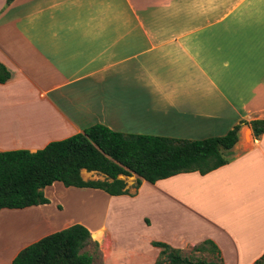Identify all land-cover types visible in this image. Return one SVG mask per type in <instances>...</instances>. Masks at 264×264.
<instances>
[{
	"label": "crops",
	"instance_id": "obj_1",
	"mask_svg": "<svg viewBox=\"0 0 264 264\" xmlns=\"http://www.w3.org/2000/svg\"><path fill=\"white\" fill-rule=\"evenodd\" d=\"M0 63L11 73L0 152H36L97 124L187 141L239 126L227 164L205 175L120 176V196L55 182L48 204L0 210V264L76 224L90 232L92 264H154V243L206 240L224 264L263 255L264 134L249 123L264 119V0H0Z\"/></svg>",
	"mask_w": 264,
	"mask_h": 264
},
{
	"label": "trees",
	"instance_id": "obj_2",
	"mask_svg": "<svg viewBox=\"0 0 264 264\" xmlns=\"http://www.w3.org/2000/svg\"><path fill=\"white\" fill-rule=\"evenodd\" d=\"M11 78L0 63V84ZM255 138L264 134V119L249 123ZM239 126L222 137L197 141L157 136L127 135L93 125L69 138L48 143L36 152H0V210L48 204L43 189L55 182L65 187L100 189L111 196L127 194L120 176L136 175L148 183L189 172L205 175L227 164L225 153L237 141ZM96 172L103 180L84 181L81 171ZM138 180L136 187L139 185ZM91 235L82 225L50 234L22 249L11 264H92L84 248ZM154 264H224L216 245L206 240L193 248L209 250L219 261L191 259L164 243ZM95 247L97 245L95 244ZM254 264H264V253Z\"/></svg>",
	"mask_w": 264,
	"mask_h": 264
},
{
	"label": "rangeland",
	"instance_id": "obj_3",
	"mask_svg": "<svg viewBox=\"0 0 264 264\" xmlns=\"http://www.w3.org/2000/svg\"><path fill=\"white\" fill-rule=\"evenodd\" d=\"M94 248H90L89 250H91V252H93ZM95 253V252H94ZM183 254L184 256H188L191 259H201V260H205L207 261H219L218 258L216 257L215 254H213L212 252H210L209 250H203V251H196L193 249H186L183 250ZM97 260H98V256H96ZM94 264H99V261H95Z\"/></svg>",
	"mask_w": 264,
	"mask_h": 264
},
{
	"label": "water",
	"instance_id": "obj_4",
	"mask_svg": "<svg viewBox=\"0 0 264 264\" xmlns=\"http://www.w3.org/2000/svg\"><path fill=\"white\" fill-rule=\"evenodd\" d=\"M226 154H228V151L225 153V156H226Z\"/></svg>",
	"mask_w": 264,
	"mask_h": 264
}]
</instances>
